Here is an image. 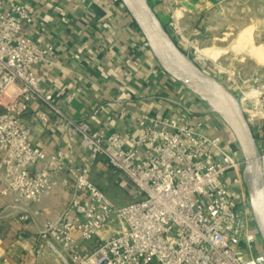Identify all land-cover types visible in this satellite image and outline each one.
<instances>
[{"label":"built area","instance_id":"obj_1","mask_svg":"<svg viewBox=\"0 0 264 264\" xmlns=\"http://www.w3.org/2000/svg\"><path fill=\"white\" fill-rule=\"evenodd\" d=\"M33 23L27 7L0 0V198L11 199L27 220L31 205L58 186L52 170L62 171L66 155L35 146L24 121L35 99L80 136L92 160L106 159L130 199L116 205L90 179L91 165L79 167L73 183H63L72 190L69 206L44 221L35 257L49 251L61 264H264L239 146L212 135L207 122L194 119L199 110L182 97L174 116L136 114L139 131L127 138L93 130L86 121L63 119L44 84L58 65L57 48L26 34V25ZM226 86L239 92L264 183V82L256 78L241 87L233 79ZM74 99L68 94L64 102L70 105ZM35 120L48 122L42 112L35 113ZM41 163L44 167L38 169ZM103 232L110 235L105 238ZM94 239L92 248L84 245Z\"/></svg>","mask_w":264,"mask_h":264},{"label":"crops","instance_id":"obj_2","mask_svg":"<svg viewBox=\"0 0 264 264\" xmlns=\"http://www.w3.org/2000/svg\"><path fill=\"white\" fill-rule=\"evenodd\" d=\"M12 1L27 7L33 15L34 23L26 25V34L34 41L57 48L58 65L45 76L44 84L53 104L62 109L63 119L86 121L93 130L104 134L117 132L127 138L139 131L136 114L162 117L180 111L177 103L185 92L157 63L120 0ZM216 2L207 0L205 6L210 8ZM251 21L256 28L264 27V21ZM254 75L264 79V69ZM68 94L75 96L70 105L64 102ZM36 112L45 114L48 122L36 121ZM194 119L207 122L212 135L227 134L224 127L214 125L205 110H200ZM24 121L31 128L35 146L48 154L61 150L66 160L62 171L52 170L58 186L31 205L27 220L11 199L0 198V264H61L49 251L43 258H36L34 250L44 221L60 215L69 206L72 190L63 183H73L77 169L89 164L90 179L116 205L123 206L115 200L120 198L116 189L120 187L118 177L104 157L91 159L80 144V136L66 127L47 104L32 100ZM43 167L41 163L37 168ZM35 211L39 214H33ZM101 235L107 238L110 232ZM96 240L84 245L92 248Z\"/></svg>","mask_w":264,"mask_h":264},{"label":"rangeland","instance_id":"obj_3","mask_svg":"<svg viewBox=\"0 0 264 264\" xmlns=\"http://www.w3.org/2000/svg\"><path fill=\"white\" fill-rule=\"evenodd\" d=\"M206 1L168 0L163 3L148 0L190 60L200 69L228 86L232 85L233 79L241 87L248 86L252 79L257 78L254 73L264 69V27L256 28L251 21L253 18L254 23L259 21L263 24L264 0H217L210 8L205 6ZM173 16L179 19V25L173 21ZM180 86L185 92L181 95L184 103H189L195 110L207 111L214 125L219 124L226 129L224 140L237 145L232 131L210 110V106L205 101L201 102L200 96L190 88L181 83ZM235 94L239 96L238 91ZM116 189L120 198L115 200L119 204L130 202L127 192L120 187ZM112 226L119 228L117 223H112Z\"/></svg>","mask_w":264,"mask_h":264},{"label":"water","instance_id":"obj_4","mask_svg":"<svg viewBox=\"0 0 264 264\" xmlns=\"http://www.w3.org/2000/svg\"><path fill=\"white\" fill-rule=\"evenodd\" d=\"M146 39L157 63L172 79L190 88L232 131L246 165L243 176L256 227L264 245V183L259 149L236 95L217 77L200 69L178 46L148 0H120Z\"/></svg>","mask_w":264,"mask_h":264},{"label":"trees","instance_id":"obj_5","mask_svg":"<svg viewBox=\"0 0 264 264\" xmlns=\"http://www.w3.org/2000/svg\"><path fill=\"white\" fill-rule=\"evenodd\" d=\"M164 27L172 35V30L169 27H167L165 24H164ZM174 39H175L176 43L178 44V46L182 49V51L185 52V50L183 49V47L181 46V44H179L178 40H176V38H174Z\"/></svg>","mask_w":264,"mask_h":264},{"label":"bare ground","instance_id":"obj_6","mask_svg":"<svg viewBox=\"0 0 264 264\" xmlns=\"http://www.w3.org/2000/svg\"><path fill=\"white\" fill-rule=\"evenodd\" d=\"M217 114V113H216Z\"/></svg>","mask_w":264,"mask_h":264}]
</instances>
